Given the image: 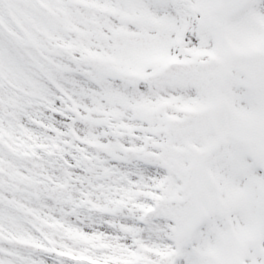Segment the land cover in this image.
Segmentation results:
<instances>
[{
    "label": "snow or ice",
    "instance_id": "1",
    "mask_svg": "<svg viewBox=\"0 0 264 264\" xmlns=\"http://www.w3.org/2000/svg\"><path fill=\"white\" fill-rule=\"evenodd\" d=\"M0 264H264V0H0Z\"/></svg>",
    "mask_w": 264,
    "mask_h": 264
}]
</instances>
